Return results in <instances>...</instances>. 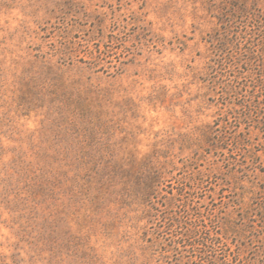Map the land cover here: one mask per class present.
<instances>
[{"label":"rangeland","instance_id":"1","mask_svg":"<svg viewBox=\"0 0 264 264\" xmlns=\"http://www.w3.org/2000/svg\"><path fill=\"white\" fill-rule=\"evenodd\" d=\"M185 208L264 264V0H0V264H175Z\"/></svg>","mask_w":264,"mask_h":264},{"label":"trees","instance_id":"2","mask_svg":"<svg viewBox=\"0 0 264 264\" xmlns=\"http://www.w3.org/2000/svg\"><path fill=\"white\" fill-rule=\"evenodd\" d=\"M189 209L185 208L181 215L165 218L166 229L173 231L169 238L170 244H165L168 247L164 250L165 255L179 256L175 264H227V258L221 254L224 244L219 232L220 222L198 212L188 217ZM184 253H188L186 259Z\"/></svg>","mask_w":264,"mask_h":264}]
</instances>
